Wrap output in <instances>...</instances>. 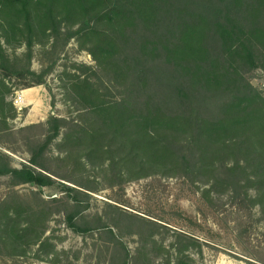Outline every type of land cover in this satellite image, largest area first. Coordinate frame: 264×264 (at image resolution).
<instances>
[{"label":"trees","instance_id":"16d2710c","mask_svg":"<svg viewBox=\"0 0 264 264\" xmlns=\"http://www.w3.org/2000/svg\"><path fill=\"white\" fill-rule=\"evenodd\" d=\"M71 41L95 65L57 76L67 117L19 131L30 165L15 169L0 153L10 188L40 189L0 203L4 264H24L36 247L38 258L55 254L46 235L59 214L74 234H97L110 264H194L202 243L186 230L199 229L179 209L158 222L111 205L113 215L89 217L88 193L102 182L178 179L211 209L228 197L264 213V90L251 83L264 71V0H0V136H15L18 116L8 80L46 86ZM37 46L52 61L40 73ZM57 184L65 196L44 197ZM164 231L169 245L157 238ZM127 235L138 238L134 253Z\"/></svg>","mask_w":264,"mask_h":264},{"label":"rangeland","instance_id":"374dc122","mask_svg":"<svg viewBox=\"0 0 264 264\" xmlns=\"http://www.w3.org/2000/svg\"><path fill=\"white\" fill-rule=\"evenodd\" d=\"M6 49L8 54L12 55L13 50L9 47ZM25 50V47L18 49L17 54L22 55ZM51 62V57L42 54L41 47L34 48L31 65L34 72L40 73L51 65ZM74 64L95 65L92 57L87 52L78 51L76 43L71 41L57 58L56 68L47 78L46 86L33 87L31 88L33 91H30L24 89L25 81L8 80L14 93L13 98H10L13 103L17 93H23L25 102L23 108L17 110L16 120L10 123L15 136L9 138L0 136V153L10 158L13 168L21 169L24 165H30V155L23 142L26 134L20 135L21 129L31 125H43L50 115L67 117L57 76L66 68L71 70ZM251 83L255 88L263 91L264 71L259 70L254 73ZM26 92L30 93L26 94ZM38 133L40 134V131ZM53 155H58L56 150L53 151ZM57 181L73 188L77 187L61 179ZM39 190L35 186L28 185L13 190L10 188L8 178H0V203L9 193L15 192L25 196L31 191ZM42 191L46 198L65 196L60 184ZM200 193L178 179L150 178L130 182L123 189L109 188L102 182L97 192L88 193L91 200L87 215L109 217L114 212L108 208L111 205L158 222L155 217L170 218L179 209L196 223L199 229L196 230L191 224L189 227L192 230H186L194 234L202 243L201 253L197 250L191 251L194 264H264V213L261 209L258 207L242 209L228 197L222 198L217 202L216 207L211 209L202 201ZM50 235L55 237L56 253L38 258L34 254L38 248L36 247L34 252L23 260L24 264H110V252L99 241L98 235L82 237L74 234L67 228L63 214L51 219L46 236ZM157 238L165 245H169L173 240L172 232L164 231L157 235ZM123 240L134 253L139 245L138 238L127 235ZM0 264H4L1 258Z\"/></svg>","mask_w":264,"mask_h":264},{"label":"built area","instance_id":"2783aa9c","mask_svg":"<svg viewBox=\"0 0 264 264\" xmlns=\"http://www.w3.org/2000/svg\"><path fill=\"white\" fill-rule=\"evenodd\" d=\"M264 88V85H263ZM14 106L16 108V110H21L25 104L24 102V97H23V93H17L16 98L14 99Z\"/></svg>","mask_w":264,"mask_h":264},{"label":"crops","instance_id":"0c3cea01","mask_svg":"<svg viewBox=\"0 0 264 264\" xmlns=\"http://www.w3.org/2000/svg\"><path fill=\"white\" fill-rule=\"evenodd\" d=\"M28 90L33 91V90H31V89H28ZM24 93H25V92H24ZM27 93L29 94L30 92H26V94H27ZM23 97H24V96H23Z\"/></svg>","mask_w":264,"mask_h":264}]
</instances>
